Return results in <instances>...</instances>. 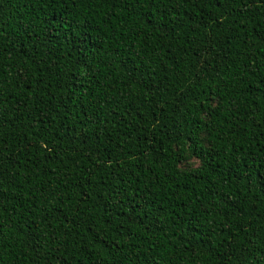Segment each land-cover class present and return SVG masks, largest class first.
Here are the masks:
<instances>
[{
    "label": "trees",
    "instance_id": "obj_1",
    "mask_svg": "<svg viewBox=\"0 0 264 264\" xmlns=\"http://www.w3.org/2000/svg\"><path fill=\"white\" fill-rule=\"evenodd\" d=\"M0 264H264V0H0Z\"/></svg>",
    "mask_w": 264,
    "mask_h": 264
},
{
    "label": "snow or ice",
    "instance_id": "obj_2",
    "mask_svg": "<svg viewBox=\"0 0 264 264\" xmlns=\"http://www.w3.org/2000/svg\"><path fill=\"white\" fill-rule=\"evenodd\" d=\"M138 2H142V0H138Z\"/></svg>",
    "mask_w": 264,
    "mask_h": 264
}]
</instances>
